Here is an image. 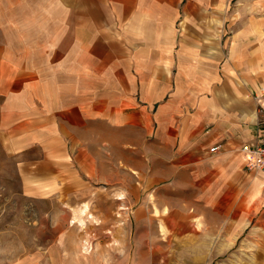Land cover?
Here are the masks:
<instances>
[{
  "label": "crops",
  "instance_id": "obj_1",
  "mask_svg": "<svg viewBox=\"0 0 264 264\" xmlns=\"http://www.w3.org/2000/svg\"><path fill=\"white\" fill-rule=\"evenodd\" d=\"M262 94L264 0H0L2 137L39 165L63 150V197L99 195L81 166L99 179L101 149L128 167L141 252L264 258V175L241 153Z\"/></svg>",
  "mask_w": 264,
  "mask_h": 264
},
{
  "label": "rangeland",
  "instance_id": "obj_2",
  "mask_svg": "<svg viewBox=\"0 0 264 264\" xmlns=\"http://www.w3.org/2000/svg\"><path fill=\"white\" fill-rule=\"evenodd\" d=\"M53 151L58 154L53 163L39 165L35 161L44 160L47 150L12 153L0 133V264H188L180 254H165L162 245L140 251L139 230L127 228L119 193L129 185L128 167L101 149L99 179L90 164L81 166L83 187L99 195L63 197V150ZM83 206H88L84 227L74 220ZM259 256L254 264H264ZM233 258L227 263H253Z\"/></svg>",
  "mask_w": 264,
  "mask_h": 264
},
{
  "label": "built area",
  "instance_id": "obj_3",
  "mask_svg": "<svg viewBox=\"0 0 264 264\" xmlns=\"http://www.w3.org/2000/svg\"><path fill=\"white\" fill-rule=\"evenodd\" d=\"M259 114L261 116V132L242 145L241 153L244 157L245 167L249 172L264 175V94L259 100ZM216 150L217 148H212L211 152Z\"/></svg>",
  "mask_w": 264,
  "mask_h": 264
},
{
  "label": "bare ground",
  "instance_id": "obj_4",
  "mask_svg": "<svg viewBox=\"0 0 264 264\" xmlns=\"http://www.w3.org/2000/svg\"><path fill=\"white\" fill-rule=\"evenodd\" d=\"M85 205V204H84ZM87 211H88V206H83L81 209H80V212H78V215H80V216H78V217H76L74 220L76 221V222H79L82 226L84 225V222H86V220H83V216L84 215H86V213H87ZM80 213V214H79ZM89 217V216H88ZM91 217V216H90ZM91 218H93V217H91ZM89 219V218H88ZM95 221V220H94ZM93 221V222H94ZM84 227V226H83Z\"/></svg>",
  "mask_w": 264,
  "mask_h": 264
}]
</instances>
